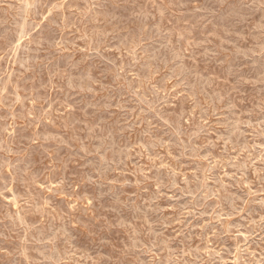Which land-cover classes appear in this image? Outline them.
Returning a JSON list of instances; mask_svg holds the SVG:
<instances>
[{
	"label": "rangeland",
	"instance_id": "rangeland-1",
	"mask_svg": "<svg viewBox=\"0 0 264 264\" xmlns=\"http://www.w3.org/2000/svg\"><path fill=\"white\" fill-rule=\"evenodd\" d=\"M0 264H264V0H0Z\"/></svg>",
	"mask_w": 264,
	"mask_h": 264
}]
</instances>
